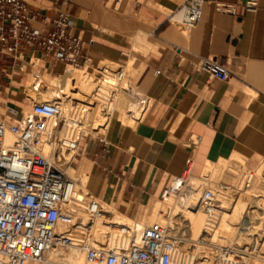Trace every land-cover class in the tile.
<instances>
[{
    "label": "crops",
    "instance_id": "1",
    "mask_svg": "<svg viewBox=\"0 0 264 264\" xmlns=\"http://www.w3.org/2000/svg\"><path fill=\"white\" fill-rule=\"evenodd\" d=\"M25 1L48 19L56 14L55 0ZM141 1L159 13L136 1L140 20H134L126 14L129 4L119 11L121 0H71L68 26L85 44V66L125 67L131 60L133 74L142 68L138 89L132 87L153 100L144 121L123 125L115 111L104 131L108 146L85 136L70 167L86 177L89 195L136 223L184 173L188 159L194 177L209 162L232 156L245 160L246 170L259 160L249 172L264 161V0H256L255 12L244 10L249 0H203L202 17L187 36L176 26L175 11L183 1ZM217 4L233 5L235 15L217 12ZM205 59L222 62L229 80L199 72ZM32 66L43 72L32 74ZM48 66L36 50L23 48L13 56L0 50L1 117L27 111L26 102L33 101L27 88L35 75L53 80L63 73L62 64Z\"/></svg>",
    "mask_w": 264,
    "mask_h": 264
},
{
    "label": "built area",
    "instance_id": "2",
    "mask_svg": "<svg viewBox=\"0 0 264 264\" xmlns=\"http://www.w3.org/2000/svg\"><path fill=\"white\" fill-rule=\"evenodd\" d=\"M203 3V0H183L175 11L185 30L197 26ZM70 4L71 0H55L56 14L48 19L32 10L25 0H0L1 52L13 56L23 48L36 50L51 68L62 64L63 68L80 69L89 64L84 42L68 31ZM243 7L246 12H255L257 1L249 0ZM215 9L235 15L233 5L217 4ZM197 69L218 82L229 80V72L218 60H202ZM113 74L118 81L123 79L120 70ZM127 91L132 101L127 117L132 125L141 123L153 100L136 89ZM59 102L60 98L33 103L26 113L11 111L10 117L0 118V264H50L51 254L72 249L83 252L90 264H174L180 242L160 225L142 229L137 241L132 238L136 236L134 232L130 235L128 228L119 226L117 230L127 238V247L112 249L93 246L86 229L74 221L80 207L72 198V182L65 176L60 160L68 156L67 167H71L81 153L83 136L74 129L62 135L65 122L60 118ZM94 137L104 147L108 146L103 133ZM190 164L188 159L184 172ZM252 179L249 173L244 182L247 184ZM226 193L230 194V187L225 184L216 187L215 195L205 191L201 207L208 209L213 201L217 209H224L218 207L217 198ZM85 199L84 210L91 219L105 215L103 206L91 195ZM240 261L234 250L222 248L214 264Z\"/></svg>",
    "mask_w": 264,
    "mask_h": 264
},
{
    "label": "bare ground",
    "instance_id": "3",
    "mask_svg": "<svg viewBox=\"0 0 264 264\" xmlns=\"http://www.w3.org/2000/svg\"><path fill=\"white\" fill-rule=\"evenodd\" d=\"M176 17V20L180 22V15L176 13ZM182 34L187 36L186 33ZM105 64L110 66L100 70H94L92 66L89 69L86 67L81 69L63 68V73L55 80L35 75V79L27 88V93L32 95L33 101L36 100L40 103L54 102L53 99L57 98L62 100L59 102L60 118L65 122L62 135H66L71 129L77 133H89L99 129L104 132L115 111H118L117 117L120 123L123 125L132 124L127 117V110L132 107V101L127 91L131 86L125 72L126 68L112 63ZM117 70L122 73L123 79L120 81L117 80V75L113 74ZM78 87L81 88L80 93L86 96L83 98L82 109L72 107V104L77 106V101H67L68 99L65 97L74 92L72 88L76 90ZM102 111L105 113L103 114ZM110 115L111 117H109ZM7 140L11 141V137H8ZM80 140L83 139L80 138ZM68 161V156L63 157L60 160V166L67 179L72 182V198L80 207L74 221L82 229H86L88 234L90 231L92 233L94 231L96 236L101 237L102 235L105 239L104 242H100L102 237L97 236V238L90 232L92 237L89 236V242L93 246L100 245L112 249L126 248L127 238L120 230H117L120 229L119 226L128 228L130 235L131 232H134L136 236L133 235L132 238L137 241L140 231L148 227L150 222L167 221L163 224V228L180 242L177 246L178 251L174 257V264H214L220 253V250H217L218 242L239 248L243 246L244 248H259L260 253L264 255V161L252 172H249L253 175L254 183L252 187L249 186L242 192L239 191L240 194L242 193L241 196L234 188H230V194L226 193L222 198H217L220 202L218 207L224 208L222 210L217 209L213 201L209 202L208 209L201 207L200 200L204 192L209 191L215 195L217 187L213 186L211 190H204L200 194L202 186L207 187L206 185L212 184V181H207L208 177L214 181L217 179L218 182L221 177L227 178L230 174L236 175L239 167L243 165V160L239 156H232L227 160L221 161L220 159L218 163L209 162L202 171L207 174L206 180L203 179V181H201L202 177H194L184 172L182 176L172 180L169 188L165 190L166 192H162L161 196L164 195L162 199L138 223L129 220L126 216L118 215L116 217L114 213L106 210H104V216L91 219L84 210L85 197L89 195L87 192H83L86 189V177L79 175L75 178L74 171L67 167ZM245 177L243 184L248 186L253 179L246 184ZM91 198L93 199L92 196ZM94 201L101 205V201L97 199ZM229 202L231 206L228 207ZM247 209L251 211L247 212ZM178 229L188 233L192 238L199 237L202 230L204 233L198 239L190 241L189 246H186L183 239L176 236L175 231ZM104 234L106 235L103 236ZM48 262L50 264H90L86 261L83 252L77 249L51 254L48 257Z\"/></svg>",
    "mask_w": 264,
    "mask_h": 264
},
{
    "label": "rangeland",
    "instance_id": "4",
    "mask_svg": "<svg viewBox=\"0 0 264 264\" xmlns=\"http://www.w3.org/2000/svg\"><path fill=\"white\" fill-rule=\"evenodd\" d=\"M116 1V0H115ZM122 2H121V6H120V9H119V11H122V8H123V6H125V4H129L130 6H129V9H128V12H126V14L128 15V16H132L133 18H134V20H140V17H138L137 15H136V13L134 12V10H136L137 8L135 7V3H136V1L137 2H139V3H141L142 4V6H147V8H149L151 11H154V12H158L159 13V10H158V8L154 5V4H152V5H148L146 2H144V1H141V0H121ZM183 0H178L177 1V3H181ZM115 9H111V11L112 12H115L114 11ZM176 14V13H175ZM175 14H172L171 15V17L172 16H174ZM133 15H135V16H133ZM170 24H172V26L174 25L173 24V22H170ZM176 26H177V28H178V30L180 31V32H182V33H188L187 32V30H185L184 28H183V26L180 24V22L179 21H177L176 20ZM185 30V31H184ZM130 64H131V60H129V62H128V64L125 66V68H126V70H125V72L127 73V78H128V82H129V85L131 86V88H137L138 89V85H137V81H138V78H139V74H140V72H141V70H142V68H140V70H138L135 74H133V69H132V67L130 68V67H128V66H130ZM106 66H110L109 64H105V63H99V64H97L96 62H93V65H92V69H94V70H100V69H103V68H105ZM39 66H37V67H35L34 68V66H32V68H31V71H32V74H33V71H35V69H37ZM90 68L91 66H84V67H82V68ZM30 70V68L28 69V71ZM38 70V69H37ZM38 73H42L43 72V70H38L37 71ZM51 76H56V74H52ZM53 80H55V79H53ZM132 85H134V87H132ZM78 86V85H77ZM74 90V92H71L70 93V95L69 96H65V97H67V101H77V106H73V104H72V107H74V108H81L82 109V107L84 106V99L83 98H85L86 96L85 95H83V94H81L80 93V91H81V88H79L78 87V89H76L77 90V92H76V90L75 89H73L72 88V91ZM36 95V94H35ZM54 101L56 100V99H53ZM62 101V100H61ZM27 103V105L28 106H25L24 108L28 111V109H29V107L31 106V104H33V103H40L39 101H36V100H34V101H32V103L31 104H29L28 102H26ZM84 109V108H83ZM0 118H1V115H0ZM101 133H103L104 134V132H103V130L102 129H99L98 131H94V132H89V133H78V134H80V137L81 136H83L82 137V139L85 137V136H89V137H93V136H95V135H100ZM81 141V140H80ZM82 142V141H81ZM259 160H255V162L253 163V164H255V163H257ZM192 164L193 163H191V165H190V168H189V170H187L186 172L189 174L190 172L191 173H193V171H192ZM253 164H248L247 165V170H246V168L244 167V165H245V160H244V164H243V166H241V167H239V169H238V171H237V174L236 175H234V176H232L231 174L229 175V176H227V178H220V179H218L219 181L217 182V179H215V181L214 180H210L209 179V177L207 178V174L206 173H200V175H199V173H195V175H197V176H199V177H202V180L201 181H203V179L204 180H206V178H207V181H212L211 183L212 184H209V185H206L207 187H205V186H202V190H201V192H200V194L204 191V190H211V188H213V186H218V185H223V184H225V185H228L230 188H234L235 189V191L236 192H238L239 193V191H243V189H246L247 187H252V185H253V183H254V179L250 182L251 183V185H250V183H249V185L248 186H246V185H244L243 184V179H244V177H245V175L246 174H248L249 173V171L248 170H252L251 169V167L253 166ZM240 170V171H239ZM242 172V173H241ZM194 174V173H193ZM182 176V175H181ZM74 177L75 178H77V175L76 174H74ZM224 177H225V175H224ZM226 180V181H225ZM215 182V183H214ZM200 183V182H199ZM214 183V184H213ZM237 186V187H236ZM236 187V188H235ZM215 188V187H214ZM86 189H84V191L83 192H87V191H85ZM235 192V193H236ZM240 194V193H239ZM242 194V193H241ZM241 194H240V196H241ZM158 198V197H157ZM161 198H162V196L160 197V198H158L157 200H155L154 202H156V201H160L161 200ZM93 199H95L94 197H93ZM102 206H103V208H104V210H106L107 212L109 211H111L112 212V214L114 213V216H118V215H120L117 211H116V208H112V207H108V206H106L105 204H102V203H100ZM229 205H228V207L229 206H231V204H230V202L228 203ZM250 207V206H249ZM248 207V208H249ZM251 210H249V209H247V212H250ZM110 212V213H111ZM165 223H167V221L165 222V221H160V222H150V224L152 225V224H157V225H160L161 227H163V224H165ZM150 224L148 225V226H150ZM173 227H174V225H173ZM180 230V231H179ZM91 233H92V231H90ZM89 232V236H91L92 237V235H94L95 234V232L93 231V233H92V235H91V233ZM175 233H176V236H178L179 238H181V239H183V243H186V246H189V242L190 241H192L193 239L194 240H196V239H198L201 235H202V233H204V231L202 230L201 231V235L198 237H194V238H192V237H190L189 235H188V233H186V232H182V230L181 229H178V230H176L175 231ZM106 234H104L103 236H105ZM95 236H96V234H95ZM95 236H93V237H95ZM98 236V235H97ZM96 236V237H97ZM95 237V238H96ZM98 237H100V236H98ZM97 237V238H98ZM101 237H102V235H101ZM100 237V238H101ZM185 237V238H184ZM203 237V236H202ZM202 237H201V239H202ZM192 238V239H191ZM104 238L102 237L101 239H100V242H104L105 241V239L103 240ZM188 241V242H187ZM237 241V240H236ZM236 241H234V242H236ZM218 246V251L220 250V249H222V248H226V249H229V250H234V252H236L237 253V256H239L240 258H241V261H240V264H264V255L262 254V253H260V249L259 248H244V246L241 248H239V247H237V246H230V245H228V244H225V243H223V242H218V244H217ZM222 245V246H221ZM234 245H236V244H234ZM230 246V247H229ZM220 247V248H219ZM234 249H233V248ZM236 248V249H235ZM238 249H240V250H243V251H240V250H238ZM245 249V250H244ZM254 250L255 252H252V251ZM251 251V252H250ZM248 255H250V256H248ZM261 255H262V257H261ZM249 260V261H248ZM252 262V263H251Z\"/></svg>",
    "mask_w": 264,
    "mask_h": 264
}]
</instances>
